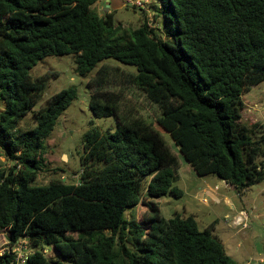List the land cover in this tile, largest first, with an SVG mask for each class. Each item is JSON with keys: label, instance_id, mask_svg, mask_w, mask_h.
Returning <instances> with one entry per match:
<instances>
[{"label": "trees", "instance_id": "1", "mask_svg": "<svg viewBox=\"0 0 264 264\" xmlns=\"http://www.w3.org/2000/svg\"><path fill=\"white\" fill-rule=\"evenodd\" d=\"M98 2L0 0V231L30 241L29 264H237L214 224L165 219L155 200L183 197L180 156L190 172L238 194L264 181V124L243 119L244 93L264 83V0H161L164 34L148 21L117 25ZM64 55L88 78L94 115L117 127L90 123L77 183L56 176L39 185L49 166L44 141L78 90L34 110L49 77L30 71ZM140 94L158 110L152 121L137 106ZM28 116L34 126L23 128ZM140 205L139 219L125 217ZM13 261L0 255V264Z\"/></svg>", "mask_w": 264, "mask_h": 264}, {"label": "rangeland", "instance_id": "2", "mask_svg": "<svg viewBox=\"0 0 264 264\" xmlns=\"http://www.w3.org/2000/svg\"><path fill=\"white\" fill-rule=\"evenodd\" d=\"M161 0H111V10L115 12V23L124 28H138L143 22L148 21L151 27L156 26L163 34L167 24L161 10ZM102 13L104 3L97 5ZM105 62L118 65L129 71H136V67L122 64L116 60ZM100 66V65H99ZM74 56H50L39 62L30 71L33 78L48 75L47 86L34 110L44 107L47 100L63 89L76 87L78 97L58 119L52 135L44 141L46 147L45 159L48 168L39 173L37 184L44 185L53 177L63 176L66 182H78L75 173L81 168V154L83 153V135L89 130L93 122L102 131L115 130L117 122L114 117L97 118L92 112L89 101L90 91L87 86L88 78L80 76L75 71ZM264 86V83L262 84ZM253 87L244 93L245 109L243 119L249 124L260 122L264 124V87ZM137 106L141 113L149 120H154L158 110L152 106L142 94L138 96ZM0 105V110L2 109ZM23 128L34 126L31 116L25 118L20 124ZM164 138L177 153L172 138L164 133ZM181 157L183 166L180 169L181 178L176 183L184 191L181 199L164 196L155 200L160 207L161 216L165 219L175 215L182 217L194 216L199 228L204 230L214 224L213 233L225 244L227 254L237 264H264V181L251 186L241 194L228 189L216 176H198L190 172V166ZM3 165L8 166L5 158ZM5 167V166H4ZM59 168L58 174H53V169ZM213 192L214 196L207 194ZM227 198L231 203L227 202ZM204 199L207 202H204ZM142 205L128 209L127 219L141 217L144 212ZM244 212V222L239 224L235 216ZM246 219V221H245ZM235 221V222H234ZM246 226H242L245 225ZM8 235L7 230H1ZM0 232V233H3ZM0 239H3L1 235Z\"/></svg>", "mask_w": 264, "mask_h": 264}, {"label": "built area", "instance_id": "3", "mask_svg": "<svg viewBox=\"0 0 264 264\" xmlns=\"http://www.w3.org/2000/svg\"><path fill=\"white\" fill-rule=\"evenodd\" d=\"M129 2H132V0H129ZM204 202H207L206 199H204ZM238 224L239 222H244V212H240V216L237 217L235 220ZM246 221V219H245ZM242 226H246L242 225ZM3 232V231H0ZM3 236V239H0V255H4L6 253L11 254L14 256L13 264H29V256L33 253L34 248L32 247L30 241L26 237L18 238L15 241H12L8 238V235H6L4 232L0 233ZM48 249L45 250L47 252Z\"/></svg>", "mask_w": 264, "mask_h": 264}, {"label": "crops", "instance_id": "4", "mask_svg": "<svg viewBox=\"0 0 264 264\" xmlns=\"http://www.w3.org/2000/svg\"><path fill=\"white\" fill-rule=\"evenodd\" d=\"M100 2L101 3H104V9L106 10V7H107V5H109V7H108V10H110V11H112L111 10V0H99V2H98V4H100ZM182 166H183V163H182ZM223 183H225L224 181H222ZM207 194H209V195H211V196H214V194H213V192H211L210 190H208L207 191ZM227 202L228 203H231V200L229 199V198H227ZM232 204V203H231ZM240 216V213H238L236 216H235V220L237 219V217H239ZM235 222V221H234Z\"/></svg>", "mask_w": 264, "mask_h": 264}, {"label": "water", "instance_id": "5", "mask_svg": "<svg viewBox=\"0 0 264 264\" xmlns=\"http://www.w3.org/2000/svg\"><path fill=\"white\" fill-rule=\"evenodd\" d=\"M109 5H107L106 10H108ZM228 189L237 192V187L234 184L225 183Z\"/></svg>", "mask_w": 264, "mask_h": 264}]
</instances>
